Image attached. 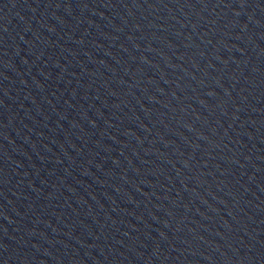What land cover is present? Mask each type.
Wrapping results in <instances>:
<instances>
[{
	"label": "water",
	"instance_id": "obj_1",
	"mask_svg": "<svg viewBox=\"0 0 264 264\" xmlns=\"http://www.w3.org/2000/svg\"><path fill=\"white\" fill-rule=\"evenodd\" d=\"M0 264H264V0H0Z\"/></svg>",
	"mask_w": 264,
	"mask_h": 264
}]
</instances>
